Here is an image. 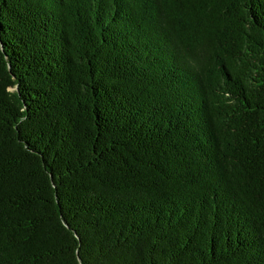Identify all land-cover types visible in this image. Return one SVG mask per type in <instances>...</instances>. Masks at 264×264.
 Wrapping results in <instances>:
<instances>
[{
	"label": "trees",
	"instance_id": "16d2710c",
	"mask_svg": "<svg viewBox=\"0 0 264 264\" xmlns=\"http://www.w3.org/2000/svg\"><path fill=\"white\" fill-rule=\"evenodd\" d=\"M0 264H264V0H0Z\"/></svg>",
	"mask_w": 264,
	"mask_h": 264
}]
</instances>
